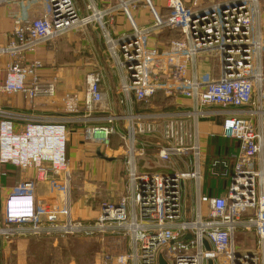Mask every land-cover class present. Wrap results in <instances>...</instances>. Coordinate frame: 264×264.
I'll return each instance as SVG.
<instances>
[{
  "label": "built area",
  "instance_id": "2783aa9c",
  "mask_svg": "<svg viewBox=\"0 0 264 264\" xmlns=\"http://www.w3.org/2000/svg\"><path fill=\"white\" fill-rule=\"evenodd\" d=\"M263 2L118 0L113 9L90 2L81 16L72 0H47L43 16L15 20L7 47L0 49L11 59L2 93L21 94L29 102L51 100L54 83L41 81L43 63L27 55L68 31L96 27L119 73L118 103L125 110L116 113L109 106L97 71L85 76L83 95L62 98L65 112L81 108V118L40 121L0 109V166L22 170L0 210V239L127 237L129 249L106 253L104 264H159V255L167 264H264ZM139 8L147 11L148 24L135 22ZM116 11L130 28L112 35ZM164 33L170 34L163 47L150 46L151 37ZM203 63L209 72L199 74ZM160 93L175 104L189 103L169 113L156 111ZM135 104L145 110L136 111ZM210 119L221 121L220 134L236 142V153L210 160L202 153L199 126ZM85 120L94 122L85 128L87 141L106 148L113 138L121 141L116 153L127 183L118 201L102 203L88 221L71 216L72 175L65 158L67 124ZM18 123L23 128L17 131ZM154 133L165 145L138 139ZM149 150L170 172L140 167ZM205 173L228 181L226 195L202 193ZM39 185L48 188V196H39ZM188 189L193 190L189 209L183 201Z\"/></svg>",
  "mask_w": 264,
  "mask_h": 264
},
{
  "label": "crops",
  "instance_id": "0c3cea01",
  "mask_svg": "<svg viewBox=\"0 0 264 264\" xmlns=\"http://www.w3.org/2000/svg\"><path fill=\"white\" fill-rule=\"evenodd\" d=\"M72 1L81 16L88 13L87 5L90 2L104 9H113L118 2V0ZM157 1L162 5L164 0ZM261 5L263 6L261 23L262 30H264V2ZM47 10V0H4L0 2V49L7 47L15 20L39 18ZM114 15V23H112L110 28L112 35L128 31L130 28L129 23L121 12L116 11ZM133 17L140 26L149 23L148 13L144 8L136 10L133 13ZM169 34L164 33L156 38L151 37L150 46L159 45L163 47ZM171 35L174 36L173 33ZM108 57L101 31L96 27H87L82 32L68 31L57 40L39 44L33 54L27 55V58L30 61L33 58L38 59L43 63L44 68L39 72V75L43 83H54L56 91L54 97L51 100L37 98L33 102H29L21 94L9 95L2 93L0 89V109L6 112L23 113L40 121L81 118L84 115L81 108L77 114H67L65 112L62 98L67 94L83 95L85 76L88 72L97 71L102 76L101 89L106 93L109 106L116 113L123 112L125 107L118 103L119 73L112 67ZM10 61L11 59L7 53H0V87L6 78V65ZM202 65V68L198 70L199 74L208 73V64L203 63ZM104 68L109 69L112 74L106 75ZM108 77L113 79L112 83L110 79H107ZM188 103L187 99H177L175 104L171 98L166 100L161 93L155 99L156 111L167 113L184 109ZM135 110L143 111L145 106L135 104ZM85 121L77 124H67L65 158H67L68 172L72 175L69 200L71 216L75 220L88 221L96 217L100 209L99 206L102 203L118 201L127 183L123 170V158L116 153L121 141L118 138H113L109 148L99 147L91 141H87L85 128L91 126L90 124L94 122ZM220 123L221 121L219 120L210 119L203 120L199 126V138L201 143L202 141L205 142L204 154L208 160L213 157L233 155L237 151L236 142L220 134ZM98 124L102 125L103 123ZM22 128L23 124L18 123L17 131ZM138 139L150 144L165 145V140L162 139L160 133L138 136ZM150 151L140 160V167L144 165V167H147L148 172L151 173L170 172L162 168L163 164L151 156ZM173 169L176 170L178 167ZM2 173L4 175L0 176V210L10 190L22 178V170H18L12 165L4 164L0 166V175ZM75 178H77L78 184H74ZM227 185L228 181L213 180L205 173L202 193L211 197H222L228 191ZM73 189H75L73 191L74 195H72ZM76 190L79 194L75 192ZM47 192L48 188L45 185L38 186L37 193L39 196H48ZM246 216L247 213L243 214L242 219L246 218ZM67 239H73L80 245L79 247L90 245L88 247L93 248L91 264H104L102 256L106 253L117 254L126 252L129 249V241L127 237L123 236L108 237L103 242L95 238L85 239L79 237H54L53 239L20 237L12 242L0 239V264H49L48 257L55 252H57L56 261L59 264H82L76 256H70L69 244L65 242ZM250 240L253 243L252 236L248 237L249 242Z\"/></svg>",
  "mask_w": 264,
  "mask_h": 264
},
{
  "label": "rangeland",
  "instance_id": "374dc122",
  "mask_svg": "<svg viewBox=\"0 0 264 264\" xmlns=\"http://www.w3.org/2000/svg\"><path fill=\"white\" fill-rule=\"evenodd\" d=\"M207 1V0H206ZM263 32H264V30H263ZM105 69V71H104V73L107 75V74H112L111 73V71L109 70V69H106V68H104ZM107 79H110V81H111V83L113 82V79L112 78H110V77H108ZM107 79H106V82H107ZM107 84H108V82H107ZM101 85H102V83H101ZM205 148H206V145H205V142H203L202 141V143H201V149H202V153L204 154L205 153ZM65 151H66V149H65ZM67 156V155H66ZM74 184H78V180H77V178H75V183ZM97 188V187H96ZM208 189V188H207ZM211 189V188H210ZM75 189H73L72 190V192L74 191ZM211 191V190H210ZM76 193H78V191L76 190L75 191ZM210 193H212V192H210ZM79 194V193H78ZM87 194V193H86ZM72 195H74V192L72 193ZM71 195V196H72ZM88 195V194H87ZM187 195H188V197H187ZM192 195H193V190H192V192H189V189L188 190H186V193L184 194V196H183V201H185V206H186V208L187 209H189V208H191L192 206H191V202H190V199L189 198H191L192 197ZM77 196V195H76ZM66 243H68L69 245V249H70V256L72 257V256H76L77 258H78V260H79V262L80 263H82V264H91V262H92V255H93V252H94V250H93V248L92 247H88V246H90V245H83V246H81V247H79L80 245L76 242V241H74L73 239H71V240H69V239H67V241H65ZM250 243H251V240H250ZM94 246H96L95 244H93ZM82 247H88V248H82ZM109 254V253H108ZM111 255V254H110ZM56 258H57V252H55V253H52L49 257H48V263L49 264H59V262L58 261H56Z\"/></svg>",
  "mask_w": 264,
  "mask_h": 264
},
{
  "label": "water",
  "instance_id": "95a60500",
  "mask_svg": "<svg viewBox=\"0 0 264 264\" xmlns=\"http://www.w3.org/2000/svg\"><path fill=\"white\" fill-rule=\"evenodd\" d=\"M205 248L207 250V249H209V246L207 244H205ZM158 258H159L158 259V263L159 264H167L166 261L164 260V258L161 255H159ZM207 264H213V262L211 260H208Z\"/></svg>",
  "mask_w": 264,
  "mask_h": 264
}]
</instances>
